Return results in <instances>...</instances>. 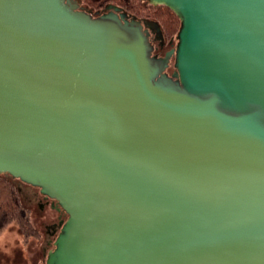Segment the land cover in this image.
I'll use <instances>...</instances> for the list:
<instances>
[{
    "label": "water",
    "instance_id": "1",
    "mask_svg": "<svg viewBox=\"0 0 264 264\" xmlns=\"http://www.w3.org/2000/svg\"><path fill=\"white\" fill-rule=\"evenodd\" d=\"M148 5L164 58L117 5L0 0V174L68 213L48 264H264V0Z\"/></svg>",
    "mask_w": 264,
    "mask_h": 264
},
{
    "label": "flooded vegetation",
    "instance_id": "2",
    "mask_svg": "<svg viewBox=\"0 0 264 264\" xmlns=\"http://www.w3.org/2000/svg\"><path fill=\"white\" fill-rule=\"evenodd\" d=\"M144 2L148 7V0ZM83 7L89 10L88 7L84 5ZM110 11L115 10L106 7L93 15L99 16ZM122 11L128 13L127 16H123L124 19L142 27L153 56L164 58L178 46L177 36L170 37L169 33L151 17L152 15H139L124 8ZM122 11L116 13L120 15ZM174 63L173 57L167 69L169 73L174 71ZM18 190L24 206L23 218L26 225L18 227L21 239L5 240L0 244V264H48L49 253L56 249V241L69 215L58 199L43 194L40 187L20 181Z\"/></svg>",
    "mask_w": 264,
    "mask_h": 264
},
{
    "label": "trees",
    "instance_id": "3",
    "mask_svg": "<svg viewBox=\"0 0 264 264\" xmlns=\"http://www.w3.org/2000/svg\"><path fill=\"white\" fill-rule=\"evenodd\" d=\"M82 1L83 5L88 7L92 14L102 11L110 4L120 6L128 11H134L139 15L150 14L169 33L170 37L177 35L182 27L181 20L170 8L166 6L147 7L144 0ZM20 181V178H14L10 174H0V235L12 223H18L22 227L26 225L23 218L24 206L18 190V183Z\"/></svg>",
    "mask_w": 264,
    "mask_h": 264
},
{
    "label": "rangeland",
    "instance_id": "4",
    "mask_svg": "<svg viewBox=\"0 0 264 264\" xmlns=\"http://www.w3.org/2000/svg\"><path fill=\"white\" fill-rule=\"evenodd\" d=\"M177 35H174L172 37H175ZM21 226L18 223H12L6 227V229L3 231V233L0 235V244L4 243L5 240H11L14 238L21 239V233L18 231V227ZM13 227V229H11Z\"/></svg>",
    "mask_w": 264,
    "mask_h": 264
}]
</instances>
